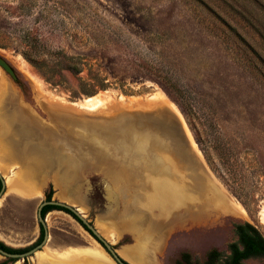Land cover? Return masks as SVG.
Returning a JSON list of instances; mask_svg holds the SVG:
<instances>
[{"label": "rangeland", "instance_id": "obj_1", "mask_svg": "<svg viewBox=\"0 0 264 264\" xmlns=\"http://www.w3.org/2000/svg\"><path fill=\"white\" fill-rule=\"evenodd\" d=\"M0 57L13 73L0 67V99L39 96L97 112L111 129L143 115L181 129L184 152L198 157L230 197V215L214 212L210 223L153 239L147 255L120 252L133 242L130 235L114 243L102 236L130 264H177L185 253L203 262L211 249L227 253L234 224L243 221L264 236V0H0ZM95 95L108 100L82 107ZM114 131L115 138L132 136ZM38 205L2 201L0 232L16 236L14 243L28 241L38 228ZM196 208L191 216L201 215ZM52 210L44 216L48 244L90 245L46 248L34 256L37 264H48V255L115 263L72 215ZM79 211L94 226L96 214ZM109 238L115 241L113 231ZM0 264L34 262L0 254Z\"/></svg>", "mask_w": 264, "mask_h": 264}, {"label": "crops", "instance_id": "obj_2", "mask_svg": "<svg viewBox=\"0 0 264 264\" xmlns=\"http://www.w3.org/2000/svg\"><path fill=\"white\" fill-rule=\"evenodd\" d=\"M133 119L132 124L125 120V125L114 128L118 129L114 133L132 135L126 140L121 135L110 136L114 129L104 127L97 112L56 105L39 96L0 99V174L4 181L0 205L8 199L26 207L40 205L52 187V199L78 211L82 208L85 214H96L94 226L109 242L130 235L133 242L120 252L142 251L146 255L153 239L166 240L184 225L210 223L215 213L230 215V197L206 169H200L198 157L184 152L181 129L151 124L147 115ZM193 207L201 215L191 216ZM112 231L115 241L109 238ZM39 234L38 222L28 241L14 243L16 236L2 232L0 240L21 248L33 244ZM48 241L49 233L38 250L41 254L46 248L62 252L90 245L88 239V244ZM48 256V264H96L84 257Z\"/></svg>", "mask_w": 264, "mask_h": 264}, {"label": "trees", "instance_id": "obj_3", "mask_svg": "<svg viewBox=\"0 0 264 264\" xmlns=\"http://www.w3.org/2000/svg\"><path fill=\"white\" fill-rule=\"evenodd\" d=\"M1 189L2 181L0 178V191ZM51 198L52 190L49 189L45 194V201H50ZM52 209L63 210L77 219L68 209L51 204L43 206L41 210L42 216L44 217L45 214ZM39 227L40 235L31 246L26 248H12L0 241V248L9 253L25 252L43 240L44 228L41 224H39ZM234 233L236 238L228 244L227 253L220 252L217 249H211L207 252L206 258L203 262L194 263L190 262L189 254L185 253L182 256V261H184V263L182 261H177V264H252L249 263L248 260L259 258L264 259V236L253 224L247 221L235 223ZM9 260L15 261L17 259L9 258Z\"/></svg>", "mask_w": 264, "mask_h": 264}, {"label": "water", "instance_id": "obj_4", "mask_svg": "<svg viewBox=\"0 0 264 264\" xmlns=\"http://www.w3.org/2000/svg\"><path fill=\"white\" fill-rule=\"evenodd\" d=\"M0 67H2L5 71L10 73L11 75L13 74L12 70L10 69V67L7 65V63L1 57H0ZM0 178H1V181H2V188H3L4 181H3L2 177H1V174H0ZM1 192H2V189L0 191V195H1ZM47 204L56 205V206H60V207L68 209L78 219V220L76 219V221L105 249V251L110 255V257L113 259V261L116 264H130V263L124 261L116 253L115 248L104 237H102V235L97 231V229L76 208H74V207H72V206H70V205H68V204H66L64 202H61V201H58V200H53V199H51L50 201H45V200L42 201L40 203V205L38 206V208H37L38 222L44 228V238H43V240L40 243H38L37 245L33 246L31 249H29V250H27V251H25L23 253H20V254L9 253V252H6V251H4L3 249L0 248V254L1 255L5 256V257H11V258H17V259H19V258L25 259V258H28V257H32V255L36 251L40 250L43 247V245L46 243V241L48 239V231L46 230V223H45L44 217L41 214V210H42L43 206H45Z\"/></svg>", "mask_w": 264, "mask_h": 264}, {"label": "bare ground", "instance_id": "obj_5", "mask_svg": "<svg viewBox=\"0 0 264 264\" xmlns=\"http://www.w3.org/2000/svg\"><path fill=\"white\" fill-rule=\"evenodd\" d=\"M108 98V97H107ZM108 99L102 98L101 95H95V96H89L85 98L83 101H81V105L84 108L87 109H95V108H100L103 104L106 103ZM74 104V103H73ZM76 104V103H75ZM78 104V102H77ZM23 116V115H22ZM9 117V115H8ZM18 118V117H17ZM9 119V118H8ZM28 119V118H27ZM11 129V128H10ZM13 129V128H12ZM113 240V239H112ZM38 253L36 252L35 257H37ZM56 255V254H55ZM69 256V255H68ZM37 260V259H36Z\"/></svg>", "mask_w": 264, "mask_h": 264}, {"label": "flooded vegetation", "instance_id": "obj_6", "mask_svg": "<svg viewBox=\"0 0 264 264\" xmlns=\"http://www.w3.org/2000/svg\"><path fill=\"white\" fill-rule=\"evenodd\" d=\"M40 235V234H39ZM37 240V239H36ZM32 248V247H31ZM30 248V249H31ZM29 250V249H28ZM5 251V250H4ZM27 251V250H26ZM7 252V251H6ZM13 254H20V253H13ZM8 258H11V257H8ZM15 259H17V258H15ZM250 260H248V262H249ZM249 263H251V262H249Z\"/></svg>", "mask_w": 264, "mask_h": 264}]
</instances>
